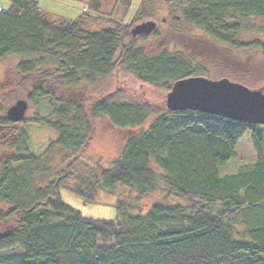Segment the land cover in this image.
I'll return each instance as SVG.
<instances>
[{"label": "trees", "instance_id": "obj_1", "mask_svg": "<svg viewBox=\"0 0 264 264\" xmlns=\"http://www.w3.org/2000/svg\"><path fill=\"white\" fill-rule=\"evenodd\" d=\"M6 1L7 9L0 5V62L20 61L0 91L29 103L46 100L53 122L36 121L58 139L42 156L30 155L24 128L7 120L0 106V264H264V132L257 130L264 126L165 107L158 114L146 99H116L119 84L113 93L101 92L104 80L120 70L167 93L178 80L214 77L213 66L202 65L199 56L149 55L140 46L148 36H130L152 0H143L128 25L102 15L100 0H88L74 21L48 19L33 0ZM168 2L186 25L233 54L235 65L226 66L233 82H258L252 80L255 61L264 64V43L243 42L240 34L242 22L255 20L264 35V0ZM97 22L110 28L85 30ZM99 119L125 132L109 168L85 157ZM247 132L255 163L220 177L218 168ZM68 182L86 202L122 186L138 198L164 189L191 203L156 204L137 215L119 200L116 221L88 219L61 202Z\"/></svg>", "mask_w": 264, "mask_h": 264}, {"label": "rangeland", "instance_id": "obj_2", "mask_svg": "<svg viewBox=\"0 0 264 264\" xmlns=\"http://www.w3.org/2000/svg\"><path fill=\"white\" fill-rule=\"evenodd\" d=\"M33 1L37 3L39 9L44 14L58 21H74L84 13L83 8L87 7L85 0ZM115 2H117V0H100V13L104 16L113 14L116 20L120 19L119 21H121L123 25H128L138 16L143 0H125L126 4H123L122 0H119L117 5L113 8ZM0 5L3 9L9 7V3L6 0H0ZM174 7L175 6L168 2V0L151 1L146 9L147 16L140 18L138 24L152 21L156 24V30L153 34L148 36L145 42H142L140 45L141 48L149 55L166 52L169 54L189 53L196 57L199 56L202 65L207 66L208 64V66H213L212 68L209 67L211 71L214 72V77L210 76V78H208L205 76L206 78L214 80L223 77L233 82V79L229 78L226 72V66L233 67L235 65L233 64V54L229 50L220 48L216 44L210 42L206 39L201 30L186 25L178 14L179 12H173ZM258 25L259 23L255 20L242 22L240 40L243 42L258 40L264 43V35L256 32ZM103 28H110L109 24L97 22L95 24L89 23L85 26V30L89 32H95ZM250 55L251 62H254V54ZM212 60H214V65L211 62ZM19 61L20 60L16 57H8L0 62V83L6 76L13 72ZM216 61L220 62V65H218V63L216 64ZM218 66H220V68H218ZM255 66L258 67V69H256V78L252 80V82H258L254 86H249L242 82H239V84L251 90L264 91V64L255 61ZM114 73L116 74L112 75L110 78L108 77L104 80V83L101 84V86H103L101 92L110 94L115 92L114 88L116 85H122V87L115 92L114 97L116 99L122 101H135L141 104H144L143 99H146L153 105L152 108L155 110V113H162L161 108L165 107L166 91L144 84L124 70ZM89 90V95H91L94 90ZM17 100L26 101L25 97H19ZM17 100L13 98L12 94H10L7 89L3 92L0 91V106L5 109V112ZM27 103L29 106L24 120L16 124V128H24V132L28 138L27 150L29 154L34 157H40L50 144L57 141L58 135L47 124L40 122L42 120L48 123L53 122L51 110L48 109L46 100L41 99L33 103ZM153 120L154 116H151L141 130L144 131ZM257 130H262L264 132V128L262 127H258ZM124 136L125 132L113 128L105 119H99L95 123V131L85 153V157L90 161L98 162L102 168H109L123 149ZM251 138V133L247 132L237 144L234 155L224 166L218 168L217 172L220 177L237 175L242 167L255 163L256 152L253 148ZM261 146L264 149V142H262ZM51 179L50 177L49 181H51ZM72 187L73 184L68 182L67 185L60 190V200L66 206L80 213L82 217L88 219L116 221L118 218L117 203L119 200L124 203L127 208L130 207L137 215L145 213L156 204L188 206L191 203L190 200L178 199L169 195L164 189L144 198H138L134 192L122 186L116 187L113 195L99 193L94 201L86 202L72 193Z\"/></svg>", "mask_w": 264, "mask_h": 264}, {"label": "water", "instance_id": "obj_3", "mask_svg": "<svg viewBox=\"0 0 264 264\" xmlns=\"http://www.w3.org/2000/svg\"><path fill=\"white\" fill-rule=\"evenodd\" d=\"M156 24L146 21L134 26L132 38L150 36ZM165 108L170 113L196 112L253 126H264V91L251 90L227 78L208 79L193 76L172 84L166 94ZM28 109L25 100H18L6 111L11 123L21 122Z\"/></svg>", "mask_w": 264, "mask_h": 264}, {"label": "crops", "instance_id": "obj_4", "mask_svg": "<svg viewBox=\"0 0 264 264\" xmlns=\"http://www.w3.org/2000/svg\"><path fill=\"white\" fill-rule=\"evenodd\" d=\"M118 1H119V0H117V2H118ZM87 2H88V0H85L86 5H87ZM117 2L114 3L113 8H114L115 5H117ZM122 3H123V4H126L125 0H122ZM100 8H101V6H100ZM113 8H112V9H113ZM123 8H124V7H123ZM83 9H85V8H83ZM111 12H112V11H111ZM45 15H46V14H45ZM46 16L48 17V19L51 20V17H50V16H48V15H46ZM119 20H120V19H119Z\"/></svg>", "mask_w": 264, "mask_h": 264}, {"label": "built area", "instance_id": "obj_5", "mask_svg": "<svg viewBox=\"0 0 264 264\" xmlns=\"http://www.w3.org/2000/svg\"><path fill=\"white\" fill-rule=\"evenodd\" d=\"M2 10L0 9V12H1Z\"/></svg>", "mask_w": 264, "mask_h": 264}]
</instances>
